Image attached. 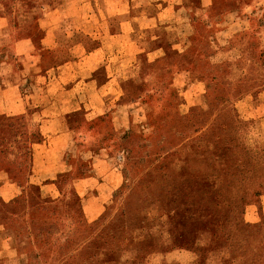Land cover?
<instances>
[{
	"label": "rangeland",
	"instance_id": "1",
	"mask_svg": "<svg viewBox=\"0 0 264 264\" xmlns=\"http://www.w3.org/2000/svg\"><path fill=\"white\" fill-rule=\"evenodd\" d=\"M108 2L0 0L4 49L12 50L14 40L27 37L39 48L45 22L61 20L70 31L62 34L58 48L44 51L55 66L72 52L65 35L90 49L104 41L99 23ZM176 2L162 12L159 28L133 31L142 52L104 117L86 115L80 107L62 126L65 133L45 140L24 115L0 114V188L7 181L23 187L15 202L4 201L0 192L2 209L15 213L0 218V264H96L83 242L111 222L109 228H118L113 236L125 240L121 248L127 245L128 251L117 250L121 261L127 260L133 226L161 235L154 252V240H149L151 253L147 250L141 264H193V242L204 243L199 232L206 222L192 206L211 198V179L189 170L195 130L203 125L216 138L233 126L244 146L264 149V0ZM130 7L137 12V6ZM117 20L111 21L113 32L119 30ZM124 43L116 42L118 48ZM156 46L163 48L161 56H149ZM127 52L133 56V47ZM7 66L15 71L16 57ZM43 139L44 172L39 174L32 154ZM31 172L37 182L51 183L49 190L28 184ZM237 180L230 218L262 238L264 190L256 178ZM93 223L98 227L90 232ZM244 251L253 256L245 248L234 254ZM260 254L263 259L264 246ZM232 255L222 246L213 257L204 254L201 263L235 264ZM238 258V264H250Z\"/></svg>",
	"mask_w": 264,
	"mask_h": 264
},
{
	"label": "crops",
	"instance_id": "2",
	"mask_svg": "<svg viewBox=\"0 0 264 264\" xmlns=\"http://www.w3.org/2000/svg\"><path fill=\"white\" fill-rule=\"evenodd\" d=\"M107 1L110 6L105 9V17L99 23L101 28H105L104 41L97 38L99 43L91 45L90 49L87 44L65 35L72 52L68 58L55 63V66L50 65V58L44 51L58 48L62 44V34L70 31L61 26V20L45 22L39 48V44L35 45L34 40L27 37L14 40L12 50L4 49L3 24L0 23V114L4 113L8 117L24 115L27 124L39 127L45 140L47 137L58 138L65 133L62 126L66 124L68 116L80 107L85 110L86 115L90 112L98 115L96 118L107 114L113 107L109 100L121 94L123 80L128 77L127 71L132 66V61L135 62L142 52L136 48L142 41L135 39L133 31L136 28H159L163 23L160 21L162 12L168 6L171 7L175 0L167 4L158 0H146L145 3L138 0L135 4H130L129 0ZM176 3L181 4V0ZM130 5L137 6L136 13L130 11ZM150 5L155 7L151 8ZM113 18L118 19L119 30L115 32L111 29ZM93 28L98 30V26ZM118 40L126 42L119 47L122 48L119 52L115 48ZM129 47H133L131 57L127 52ZM162 52L163 48L156 46L148 55L160 57ZM34 54H38V57L35 58ZM13 57L17 60L15 71L7 66ZM52 125L55 128L52 129ZM45 140L36 144L38 148H34L32 154L33 164H36L39 174L44 172L40 153ZM29 182L40 185L45 190H49L51 186V183L37 182L33 172ZM0 192L2 199L8 202L21 194V187L7 181V185L1 186Z\"/></svg>",
	"mask_w": 264,
	"mask_h": 264
},
{
	"label": "trees",
	"instance_id": "3",
	"mask_svg": "<svg viewBox=\"0 0 264 264\" xmlns=\"http://www.w3.org/2000/svg\"><path fill=\"white\" fill-rule=\"evenodd\" d=\"M182 2L183 0H181ZM195 132L199 134L195 136L196 139L189 149V170L211 179V198L205 202H197L192 206L206 222L203 226L204 229L202 228L203 230L199 232L204 243L193 242V248L196 251L193 264H202L204 254H211L213 257V254L218 253L222 246L229 248L233 253L232 259L234 261L232 262L235 264L242 261L238 258L241 256L244 257L247 263L252 264L253 262L254 264L258 261L256 264H261L264 261V257L261 258L263 255L260 254V250L264 246V237H262L263 239L258 238L259 233L257 231L252 232L248 224L243 221L231 219L229 211L235 197L236 183L241 180H237L238 177L244 179L256 178L260 182L261 189L264 190V153H262L264 149L253 151L244 146L233 126L226 128L216 138H213V134L209 130L206 131L203 125L197 128ZM130 151L129 149V153ZM4 173L8 175L7 170ZM27 183L42 188L40 185L30 183L29 180ZM22 190L23 187H21V193ZM18 197L19 195L8 201V203ZM45 203H47L46 200L42 202V204ZM5 206V202H0L1 219H6L9 217L8 215H15L14 212L7 209L3 210L2 208ZM32 223L34 226L33 220ZM110 224L114 223L104 225L102 230L94 233L92 239L83 242V247L91 248L95 254L96 264H141L143 257L148 255L149 251L151 253V249L154 252V247H161L158 241L161 235L157 236L155 230L148 232L144 228L132 226L130 231L134 234L126 243L130 245L128 248L130 249L129 254H127V260L121 261L120 256L116 255L118 254L117 250L124 252V250H127V245L122 247L123 249L121 248L125 240L123 238L118 240L119 238L113 236L118 228H109ZM96 227H98V223H93L88 226V229L92 232L97 229ZM86 232L88 231L82 233L83 237L86 236ZM110 239L117 241V244H110ZM149 240H154L155 246L152 244L151 247ZM149 247H151L150 250ZM243 248L246 249L247 253L252 251L254 259H252V255L246 254L245 251L240 256L234 254V252L236 253ZM217 261L219 262V260Z\"/></svg>",
	"mask_w": 264,
	"mask_h": 264
}]
</instances>
